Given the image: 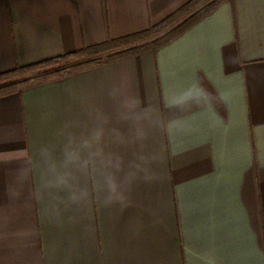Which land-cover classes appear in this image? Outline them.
I'll return each instance as SVG.
<instances>
[{
	"label": "crops",
	"instance_id": "0c3cea01",
	"mask_svg": "<svg viewBox=\"0 0 264 264\" xmlns=\"http://www.w3.org/2000/svg\"><path fill=\"white\" fill-rule=\"evenodd\" d=\"M190 1L0 0V73ZM0 264H264V0L0 97Z\"/></svg>",
	"mask_w": 264,
	"mask_h": 264
},
{
	"label": "trees",
	"instance_id": "16d2710c",
	"mask_svg": "<svg viewBox=\"0 0 264 264\" xmlns=\"http://www.w3.org/2000/svg\"><path fill=\"white\" fill-rule=\"evenodd\" d=\"M224 1L226 0H192L162 23L152 26L142 33L103 45L83 48L76 52L28 66H17L13 70L0 73V97L21 92L24 89L53 80L63 79L69 75L133 53H138L148 48H156L167 44L178 37L190 25L215 10ZM181 18L184 20L172 28L171 26L175 21ZM165 31H167L166 34L160 35V33ZM155 35L160 36H157L155 40L139 44L138 46L131 45L133 42ZM122 46L124 47L122 48L123 50L118 52L116 49ZM104 54L106 55V59L103 58ZM34 73L38 74L28 77V75H33Z\"/></svg>",
	"mask_w": 264,
	"mask_h": 264
},
{
	"label": "rangeland",
	"instance_id": "374dc122",
	"mask_svg": "<svg viewBox=\"0 0 264 264\" xmlns=\"http://www.w3.org/2000/svg\"><path fill=\"white\" fill-rule=\"evenodd\" d=\"M206 1H211V0H206ZM183 20H184V19H182V18L179 19V20H176L175 23H174L171 27L173 28V27L176 26L177 24L181 23ZM167 31H168V30H167ZM167 31L160 33V35L166 34ZM160 35H155V36H152V37H148V38H145V39L138 40V41H136V42H133L131 45H132V46H138L139 44H143V43H146V42H150V41H152V40H155V39L157 38V36H160ZM122 48H124V47L122 46L121 48H117L116 50H118V52H120V51L123 50ZM109 53H113V52H109ZM105 57H106V55L104 54V55H103V58L105 59ZM37 74H38V73H34L33 75H28V77L36 76Z\"/></svg>",
	"mask_w": 264,
	"mask_h": 264
}]
</instances>
